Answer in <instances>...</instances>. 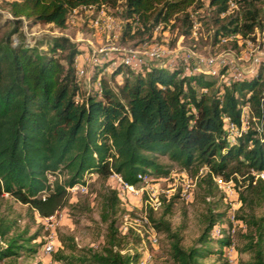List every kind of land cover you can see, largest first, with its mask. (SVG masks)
<instances>
[{"label":"trees","instance_id":"16d2710c","mask_svg":"<svg viewBox=\"0 0 264 264\" xmlns=\"http://www.w3.org/2000/svg\"><path fill=\"white\" fill-rule=\"evenodd\" d=\"M229 1L242 8L240 15L221 24L216 35L250 31L257 24L254 0H207L216 16ZM264 3V0H256ZM202 0H5L10 17L0 11V196L7 193L28 205L40 217L69 204L67 187L84 183L91 173L106 178L112 172L131 183L138 172L165 174L157 160L165 154L183 167L206 166L201 176L208 194L222 179L241 175L243 187L235 190L240 201L234 216L244 225L237 233L238 252L248 254L249 264H264V139L247 127L231 141L223 121L228 115L239 123V108L249 104L257 121L264 118L261 75L217 82L218 72L183 71L173 65L151 64L136 69L121 62L111 66L109 78L123 73L121 83L111 86L98 72L109 62L91 64L87 90H81L75 73V57L82 46L64 33L49 35L39 44L12 42L21 22L66 26L72 8L92 4L95 9L120 6L124 32L131 28L150 35L155 26L180 20L187 32L191 10ZM94 11L89 15L93 16ZM10 23L8 28L5 25ZM133 22H136L133 24ZM45 45V48L42 47ZM98 77V78H97ZM100 81V88L95 85ZM54 175L49 179L48 174ZM242 185V184H241ZM223 196H224V191ZM117 189L103 194L99 218L104 222L99 248L77 245L70 234L58 233L60 245L52 253L62 264H132L135 251H121L123 235L116 224ZM260 206L256 212L255 207ZM151 210L150 208H148ZM152 227L164 233L171 264H224L205 262L221 254L230 242L224 231L230 221L226 209H207L203 225L187 246L181 234L163 217H152ZM216 223L220 236H213ZM13 221L0 214V259L31 253L40 242L37 233L12 232ZM43 244V243H42ZM41 244V245H42Z\"/></svg>","mask_w":264,"mask_h":264},{"label":"rangeland","instance_id":"374dc122","mask_svg":"<svg viewBox=\"0 0 264 264\" xmlns=\"http://www.w3.org/2000/svg\"><path fill=\"white\" fill-rule=\"evenodd\" d=\"M103 8L107 15L112 16L121 25L118 32L107 31L101 26H91L89 15L92 11L82 8L73 13L66 26L60 30L69 39L79 42L82 49L89 55L82 62L86 75L79 77L80 87L83 91L87 90L90 85L88 76L91 71V60L88 59H90L91 54L97 57L98 60L95 62H109L98 72L97 76L100 79H107L111 86L121 83L123 73L119 74L120 76L114 75L109 78V69L119 63L120 54L113 50L111 52L109 50L99 51L97 50L98 47L105 48L119 44L131 47L138 45L135 49L140 52L153 42L163 47L162 55L156 59H144L145 61L133 66L134 68L142 70L151 64H156L173 65L187 72L196 70L195 67L209 68L213 70L211 72L218 73L224 70L222 74L218 75L217 82H227L233 78L232 68H228L231 65L235 66L236 70L241 73L239 77L260 74L261 86L264 88V61L261 59L264 56V47L257 46V37L264 35V3L261 1L254 0L251 6V9L257 10V24L245 33H221L220 36H229L224 41L219 39L220 36L216 35V31L221 24H224L225 27L230 26L228 20L235 15H240L242 8L234 3L230 4L224 13L216 16L207 0H202L199 7L191 10L192 25L187 32H182L184 25L180 20L173 19L165 26L157 25L150 35H147L146 32H136L133 28L124 32L125 19L120 6ZM0 11L4 16L10 17L6 10L5 0H0ZM23 22L24 20H22L21 25ZM135 23L133 22V24ZM9 25L10 23L6 22L5 28H8ZM61 32L51 23H30L25 24V30L21 28L18 32L12 33L11 40L12 42L39 44L49 35ZM191 52H193L190 54L191 56H188ZM183 55H187L185 60L182 58ZM197 55H212L216 60L212 65H206L201 61H196ZM111 60H115V62ZM157 160L168 169L167 173L145 172V175L147 184H156L157 187L163 189L159 192L160 205L156 209L149 210L144 203V192L123 193L117 204L116 224L119 233L123 235L121 251H135L137 253V259L132 264H171L166 254V238L163 232L156 231L157 241L153 244L147 241L142 243L141 241L138 230L143 232L144 229H147L148 223H152L149 214L152 217L163 215L169 221L171 229L178 230L181 234V245L187 246L198 235L207 209H226L229 214L231 209L235 213L240 204L234 194L227 195L224 192L223 196L222 189L218 186H212L210 194L206 192L205 184L201 180V176L206 171L205 165H200L196 170L193 164L183 167L165 154H158ZM235 176L237 181L229 178L230 184L235 190H238L243 187L245 181L241 175L235 174ZM48 177L53 179L54 175L50 173ZM86 181L84 190H68L69 204L53 212L50 218V215L47 218L38 216L27 204L16 200L5 192L2 193L0 196V214L13 221L9 234L24 230L23 234L27 236L36 232L37 236L31 240V243L40 242V245L36 251L31 253L22 252L15 256L2 258L0 264H62L52 257L53 251L60 245L57 238L59 232L72 235L77 245L99 248L103 241L105 225L99 218L103 194L110 186L115 187L117 184L112 173L106 178H102L94 172L88 175ZM186 183H191L187 187L189 192L186 195H181L180 190ZM136 184H141V181H137ZM260 209V206L255 207L256 212ZM222 219L224 224L230 221L229 218L224 217ZM52 221L53 224H51ZM243 230L242 222L241 224H234L230 221V225L224 231L228 233L230 242H233V251H231L233 261L229 264H249L248 254L237 251V244L240 243L237 233ZM221 234V230L218 233L212 232L213 236H220ZM50 237L52 238L53 249L45 252L41 244ZM225 250L224 245L221 254L211 255L204 261H224L226 264ZM145 252H148L149 257L147 261L141 262Z\"/></svg>","mask_w":264,"mask_h":264},{"label":"built area","instance_id":"2783aa9c","mask_svg":"<svg viewBox=\"0 0 264 264\" xmlns=\"http://www.w3.org/2000/svg\"><path fill=\"white\" fill-rule=\"evenodd\" d=\"M232 1H229V6L230 4H232ZM87 9L90 11H94L93 16L90 18V25L93 27H98L101 26L103 29H106L107 31L112 30V31H116L118 32L121 29V25L116 22L114 20V18L110 15H107L104 12V8L102 5H100L98 8L95 9V6L92 4H87V5H81L79 7H74L71 9L70 13H69V19L70 17H72L73 13H75L78 9ZM229 8V7H228ZM156 27V26H155ZM22 30H25V23L23 22L21 25ZM59 32L60 29H58ZM229 36H220L219 39L224 41L228 38ZM257 46L258 47H264V35L258 36L257 37ZM145 44V43H143ZM142 44V45H143ZM43 46V45H42ZM138 45L136 46H126V45H111L108 47H98L97 50L102 51V50H109L111 52V50L116 51L120 54V59L119 62H121L123 65H129V66H136L138 64H140V62L145 61L144 59H156L158 56L162 55L163 53V47L161 45H159L158 43H150L147 47L143 48L140 52L137 51V49H135ZM45 48V46L43 47ZM107 48V49H106ZM193 52L189 53L188 56H191L190 54H192ZM144 56H142V55ZM89 55L86 54V51H81L78 55H76L75 57V73L78 77L86 75V70L82 64L84 58H87ZM187 56V55H186ZM186 56H182V58L185 60ZM258 58V57H255ZM261 59H263L264 61V56L261 57ZM91 64L93 62H95L97 59V57H95L93 54L90 55V59H88ZM216 58L212 55H197L196 56V61H201L203 63H205L206 65H212L215 62ZM112 62H115V60H111ZM196 70H205V71H213L212 69H201L198 67H195ZM229 69L232 68V73H233V78L232 79H238L241 78L240 76V72L238 70H236L235 66H229ZM226 70V69H225ZM236 70V71H235ZM234 71V72H233ZM121 74V72L119 73ZM120 76V75H119ZM96 86L98 88H100V81L97 79L95 82ZM239 123L236 124L228 115H224L223 116V121L226 123V125L229 128V138L232 141L235 137V135L240 134L241 132H243L247 127H252L254 129L257 130V134L261 139H264V118L261 121H257V118L255 116V114L253 113L251 107L249 106V104L245 103L240 105L239 108ZM256 176L259 175L261 177H264V171H258L256 174ZM112 176L115 179L116 182V189H117V193L120 196H123V193H141L144 192L145 193V197H144V203L146 204V206L150 209H156L160 203H161V199L159 198V192L162 191V188L157 187L156 184H147V179H146V175L145 173L142 172H138L137 173V181H141V184L137 185L136 183H131L128 182L126 180H124L121 175L117 172H112ZM212 179L215 181V183L217 184V186L219 188H221L227 195H231L235 193L234 188L231 186L230 184V179L224 180L222 179L219 175H212ZM86 183L87 181H85L84 183H76L73 184L72 186L67 187V190H73V189H81L84 190L86 188ZM189 184L191 183H186L185 186H183L180 190V194L181 195H186V193L188 194V190L187 187L189 186ZM52 215V214H51ZM51 215L49 216V218L51 217ZM45 218H47V216H45ZM145 218V216H144ZM228 218L232 223H239L241 224L240 220H238L235 216H234V212L233 209L230 210L229 214H228ZM146 220V219H145ZM51 224H53V221L51 222ZM222 224L216 223L213 227V231L215 232H219L220 227ZM233 230V228H231ZM138 233L141 237V241L142 243H145V241L149 242L150 244H153L157 241V234H156V230L152 227L151 224L148 223L147 229H144L143 232L138 230ZM42 248L43 251L45 252H49L53 249V243H52V238H47L43 244H42ZM226 248V252L224 253L227 256L226 259V264H229L233 261V256L231 255V251H233V242H229L227 245H225ZM149 257L148 252L143 253V260L141 262L147 261Z\"/></svg>","mask_w":264,"mask_h":264}]
</instances>
